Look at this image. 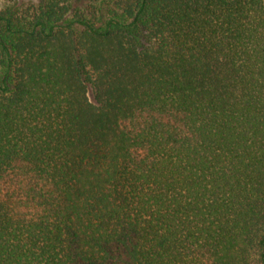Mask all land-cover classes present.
I'll list each match as a JSON object with an SVG mask.
<instances>
[{
	"label": "trees",
	"instance_id": "1",
	"mask_svg": "<svg viewBox=\"0 0 264 264\" xmlns=\"http://www.w3.org/2000/svg\"><path fill=\"white\" fill-rule=\"evenodd\" d=\"M0 3V264H264V0Z\"/></svg>",
	"mask_w": 264,
	"mask_h": 264
},
{
	"label": "rangeland",
	"instance_id": "2",
	"mask_svg": "<svg viewBox=\"0 0 264 264\" xmlns=\"http://www.w3.org/2000/svg\"><path fill=\"white\" fill-rule=\"evenodd\" d=\"M0 6H2V3H0Z\"/></svg>",
	"mask_w": 264,
	"mask_h": 264
}]
</instances>
